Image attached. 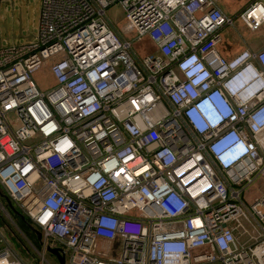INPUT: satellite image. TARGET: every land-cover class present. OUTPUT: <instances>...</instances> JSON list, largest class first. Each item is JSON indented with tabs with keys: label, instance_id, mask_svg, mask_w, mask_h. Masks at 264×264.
<instances>
[{
	"label": "built area",
	"instance_id": "2783aa9c",
	"mask_svg": "<svg viewBox=\"0 0 264 264\" xmlns=\"http://www.w3.org/2000/svg\"><path fill=\"white\" fill-rule=\"evenodd\" d=\"M232 1L235 15L218 0H41L37 34L0 46V187L44 251L264 264V194L245 200L264 179V0ZM116 4L133 41L108 17ZM227 28L245 45L231 58ZM144 38L156 50L141 57ZM50 60L44 92L34 75ZM0 263L25 264L1 229Z\"/></svg>",
	"mask_w": 264,
	"mask_h": 264
},
{
	"label": "rangeland",
	"instance_id": "374dc122",
	"mask_svg": "<svg viewBox=\"0 0 264 264\" xmlns=\"http://www.w3.org/2000/svg\"><path fill=\"white\" fill-rule=\"evenodd\" d=\"M218 3L226 10L228 14L235 15L241 9V4L243 2H234L232 0H218ZM40 8L41 0H0V46L7 47L24 44L27 41L25 37L29 35H36L40 24ZM108 17L112 20L116 28L124 33L123 27L126 24V14L123 7L119 4L114 5L108 10ZM20 25L23 29L22 36L24 37V39L16 38L20 35ZM240 26L241 25L239 24V27ZM222 36L225 41H242V39H239L237 33H235L232 28H227L222 31ZM125 37L128 40L133 41L136 35L125 34ZM244 38L251 45H255L257 42V36L254 34H250L247 31H245L244 33ZM133 47L141 57H144L150 53H154L156 50L154 44L148 38H144L141 41H134ZM51 62V60L47 61L44 66L34 75L35 83L38 85L39 89L44 92L49 91L55 85V80L50 73ZM10 120L14 123L16 128L17 122L15 115H11ZM263 194L264 179L259 177L255 179L252 185L246 188L245 200L250 205L253 204L256 200L261 199ZM5 201H7V197H5L0 187V211H2L6 221L8 222L5 225L6 227H4V223H2L0 218V229L10 240L11 245L16 248V251L18 252L21 259H23L24 263L57 264V258L48 251H44L40 241H38L40 244L36 243V238L27 236L22 231L23 228L21 227V222L15 219L13 214L10 212V209L8 210L6 207H4ZM12 204L10 205L11 207H13V205L15 206V204ZM1 207H4V210ZM14 212L17 215V212ZM19 237L25 244L22 241L20 243V240L18 239ZM101 248L102 246L100 245V250ZM112 249L113 252L109 255V258H114L119 254L118 245H113ZM38 252H45V259L48 263H43V260L38 255Z\"/></svg>",
	"mask_w": 264,
	"mask_h": 264
},
{
	"label": "trees",
	"instance_id": "16d2710c",
	"mask_svg": "<svg viewBox=\"0 0 264 264\" xmlns=\"http://www.w3.org/2000/svg\"><path fill=\"white\" fill-rule=\"evenodd\" d=\"M3 192V191H2ZM4 193V192H3ZM4 195H5V197H7L6 196V194L4 193ZM13 205V204H12ZM4 207H6L8 210L10 209V212L13 214V216L15 217V219H17L18 221H20L21 222V224H22V231L27 235V236H31V237H34V238H36L37 239V236H36V234H35V232H34V230H35V228H34V226L31 224V222L29 221V219L28 218H26L25 216H24V219H21L18 215H16V213L14 212V211H16L17 213H19V214H21V212L19 211V209L18 208H16L14 205H13V207H11L9 204H8V202L7 201H5L4 202ZM12 209H11V208ZM13 210V211H12ZM0 218H1V221H2V223H4L3 225H4V227H6L5 225H6V223H8L7 221H6V219H5V217H4V215H3V213L0 211ZM19 240H20V243H21V241L23 242V240L19 237L18 238ZM24 243V242H23ZM36 243H39L38 242V239L36 240ZM25 244V243H24ZM40 244V243H39ZM37 246H39V245H37ZM57 262H58V260H57ZM57 264H59V262L57 263Z\"/></svg>",
	"mask_w": 264,
	"mask_h": 264
},
{
	"label": "crops",
	"instance_id": "0c3cea01",
	"mask_svg": "<svg viewBox=\"0 0 264 264\" xmlns=\"http://www.w3.org/2000/svg\"><path fill=\"white\" fill-rule=\"evenodd\" d=\"M244 2L241 4V6H243ZM240 6V7H241ZM260 38L262 39L263 43H264V31H262V33L260 34ZM33 37V35H29L27 37H25V39H31ZM226 42L229 44V48L225 51V55L228 56L229 58L233 57L234 55L238 54L239 52H241L245 45L240 41V40H226ZM260 44H256L254 46V48H258ZM106 246L109 245L108 242L106 241H102ZM112 245H118V248L121 246V241L120 240H116L112 243Z\"/></svg>",
	"mask_w": 264,
	"mask_h": 264
},
{
	"label": "water",
	"instance_id": "95a60500",
	"mask_svg": "<svg viewBox=\"0 0 264 264\" xmlns=\"http://www.w3.org/2000/svg\"><path fill=\"white\" fill-rule=\"evenodd\" d=\"M22 26L20 25V29H19V32H20V35L19 37H16L17 39H24V37L22 36ZM7 202L9 205H11V201L10 199L7 198ZM17 215H19L22 219H24V216L17 213ZM36 236H37V239L38 241L41 242L42 240V235L39 231H36L34 230ZM48 252L51 253L53 256H55L59 262V264H66V257H65V253L61 250V249H58V248H48Z\"/></svg>",
	"mask_w": 264,
	"mask_h": 264
},
{
	"label": "bare ground",
	"instance_id": "6f19581e",
	"mask_svg": "<svg viewBox=\"0 0 264 264\" xmlns=\"http://www.w3.org/2000/svg\"><path fill=\"white\" fill-rule=\"evenodd\" d=\"M1 264V263H0Z\"/></svg>",
	"mask_w": 264,
	"mask_h": 264
}]
</instances>
